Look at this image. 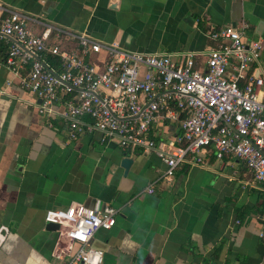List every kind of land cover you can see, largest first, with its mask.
I'll list each match as a JSON object with an SVG mask.
<instances>
[{
    "label": "crops",
    "instance_id": "obj_1",
    "mask_svg": "<svg viewBox=\"0 0 264 264\" xmlns=\"http://www.w3.org/2000/svg\"><path fill=\"white\" fill-rule=\"evenodd\" d=\"M0 3L28 15L36 34L55 25L117 40L134 51H194L202 68V53L213 44L207 31L247 23L246 40L263 44L264 67V0ZM0 42L8 51L9 41ZM1 58L0 264H64L68 256L55 258L58 234L44 217L47 209L74 201L120 210L116 224L99 229L92 240L104 251L103 264H264V193L239 158L208 155L205 164H181L167 181L165 163L154 151L104 141L98 130L71 139L62 118L47 117L30 104L34 93L7 84L13 74ZM175 125L157 137L161 147H168ZM125 157L133 159L128 170Z\"/></svg>",
    "mask_w": 264,
    "mask_h": 264
},
{
    "label": "built area",
    "instance_id": "obj_2",
    "mask_svg": "<svg viewBox=\"0 0 264 264\" xmlns=\"http://www.w3.org/2000/svg\"><path fill=\"white\" fill-rule=\"evenodd\" d=\"M28 19L0 3V37L9 41L5 64L13 74L6 82L34 93L38 100L30 104L62 118L71 139L98 130L104 141L154 151L165 163L167 181L183 163L205 164L209 154L236 157L264 193L263 44L246 40L247 23L210 28L213 44L202 53V68L194 51H134L55 25L36 34ZM63 41L76 44L68 48ZM174 123L168 147H161L157 137ZM147 190L154 192L153 186ZM119 214L110 203L74 201L47 209L45 221L58 225L55 258L103 264L104 251L92 240L99 229L112 228Z\"/></svg>",
    "mask_w": 264,
    "mask_h": 264
},
{
    "label": "water",
    "instance_id": "obj_3",
    "mask_svg": "<svg viewBox=\"0 0 264 264\" xmlns=\"http://www.w3.org/2000/svg\"><path fill=\"white\" fill-rule=\"evenodd\" d=\"M133 162V159L130 157H125L122 161L123 166L128 170ZM49 228L51 229H57L58 225L54 223H48Z\"/></svg>",
    "mask_w": 264,
    "mask_h": 264
},
{
    "label": "trees",
    "instance_id": "obj_4",
    "mask_svg": "<svg viewBox=\"0 0 264 264\" xmlns=\"http://www.w3.org/2000/svg\"><path fill=\"white\" fill-rule=\"evenodd\" d=\"M0 46H1V50H0V56H2L3 58V61L5 62L6 61V57H7V54H8V51L5 52V48L2 47V43L0 42ZM212 155V154H209V156Z\"/></svg>",
    "mask_w": 264,
    "mask_h": 264
}]
</instances>
